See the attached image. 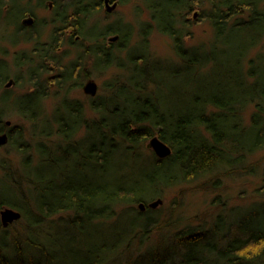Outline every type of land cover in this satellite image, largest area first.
<instances>
[{"label": "trees", "instance_id": "trees-1", "mask_svg": "<svg viewBox=\"0 0 264 264\" xmlns=\"http://www.w3.org/2000/svg\"><path fill=\"white\" fill-rule=\"evenodd\" d=\"M25 1L1 0L0 17L33 39V28L20 24L25 12H34L32 0ZM36 1L42 6L47 0ZM143 2L149 19L140 23L134 46L131 23L117 19L99 29L92 20L100 0H53L49 40L43 43L37 34L34 54L15 53L16 66H28L31 84L18 99L4 90L0 100L31 123L35 155L27 154L31 144L23 141L22 126L13 128L10 136L17 131L15 145L26 155L20 166L2 165L7 191H0V210L12 207L22 216L7 227L0 219V264H264V214L258 210L241 217L240 207L219 201L210 223L194 224L196 217L178 218L174 206H148L184 183L214 190L224 175L256 171L250 162L264 149V65L252 51L264 38V0ZM202 4L209 8L195 17ZM200 18L210 21L215 43L187 44L189 27ZM151 27L172 39L177 67L171 74L163 60L151 59ZM109 34H119L118 41L107 42ZM66 35L82 50L63 65L56 53ZM218 48L225 61L207 81L201 74L217 64L211 49ZM113 65L124 74L106 83L107 94H88L94 117L87 118L82 101L64 96L53 119L45 118L43 98L53 83L67 93L92 76L91 69ZM8 68L0 58V86ZM55 69L60 76L42 79ZM42 120L48 126L43 130ZM154 135L171 146L170 155L147 153Z\"/></svg>", "mask_w": 264, "mask_h": 264}, {"label": "rangeland", "instance_id": "rangeland-1", "mask_svg": "<svg viewBox=\"0 0 264 264\" xmlns=\"http://www.w3.org/2000/svg\"><path fill=\"white\" fill-rule=\"evenodd\" d=\"M27 1V0H26ZM25 3H28V1ZM53 0H47L42 6H36V1L32 0L30 3L31 8L34 12L27 11L25 12L24 16H28V14L33 15L37 22L38 30L40 31V36L43 41H47L50 38L51 31L54 27V23H52V18L54 17V9L55 7L49 6V2ZM144 0H129L128 2H119L117 4L116 9L111 13H106L104 7L101 9L96 10L94 17L92 20L98 22L99 29L104 26H100V24H109L114 22L117 19H122L124 22H129L132 24L134 28L133 38L130 41L129 45L134 46L136 45L139 35L138 30L140 23L143 21H147L149 19L148 10L145 8ZM1 2V0H0ZM24 4V3H23ZM203 6L196 7L194 12H198L200 14L202 11H206L209 8L208 4H202ZM23 5L18 6L21 8ZM19 8L13 9L15 14L18 12ZM5 10V9H4ZM194 12L192 11L190 17L193 18ZM23 16V17H24ZM197 15H195L196 17ZM191 34L187 36L186 42L190 45H195L199 43H207L217 40L216 36L213 32V27L209 20L205 18H200L198 21L196 20L192 23L189 27ZM72 28H68V34L72 33ZM149 52L151 53V59L157 60L161 59L165 64L169 66L166 67L164 70L166 73H172L174 68L177 67V57L173 50V42L170 36L159 32L155 27H151L149 30ZM243 34V33H240ZM22 35V34H20ZM244 35V34H243ZM17 37L15 41L13 38ZM19 34L18 31L15 29L13 24L6 25V17H0V58L6 60L9 65V72L10 76L7 78L6 81L2 83L0 86V95L6 89V84L10 78L17 79L16 76H20V81L14 86H11L10 93L12 94V99H18L23 93L29 89L28 81V66L18 67L15 63V53L21 54H33L34 50V40L28 38V33L23 34L18 38ZM114 34H109L106 36V41L111 42L109 39ZM241 37H243L241 35ZM68 41L67 38L64 39ZM220 41V39H218ZM221 46V45H220ZM254 49V48H253ZM82 48L75 47V45L69 44L65 42L63 44L62 49H60L56 54L57 58L61 61V64L66 65L71 61L76 60L79 52H81ZM221 49L213 50L211 52L216 57L217 64L214 62L212 69L209 71V74L204 72L201 74L202 77L207 78V81H212L215 79V74L219 75V62L225 61V56L220 52ZM257 54V55H256ZM252 55H256L257 58L259 56L258 63L261 67L264 65V38H262L259 43L257 44L256 48L252 51ZM262 58V59H260ZM37 62V60H36ZM88 63L92 62L91 58H88ZM92 68L91 64L89 66ZM59 70L55 69V71H44L41 77L42 79L50 76V75H58ZM213 72V73H212ZM92 76L86 78L85 80L82 78L81 86L72 88L69 92L65 93L64 89L59 88V86L54 83L49 88V94L43 98V113L47 120H52L53 113L56 106L59 105L60 100L64 96H68L70 99H77L82 101L83 104L86 106V116L87 118H91L95 116V112L90 109L89 100L92 99L85 90L84 86L89 82V80H93L98 85V90L96 96H104L107 94L106 83L112 79L114 76H119L124 74V72L116 67L110 66L104 71H99L97 69H91ZM161 76V75H160ZM162 77V76H161ZM167 78V77H166ZM171 78H167L166 82H171ZM177 81V80H176ZM179 85L182 83L177 81ZM68 84V83H66ZM168 93V91L165 89ZM1 99V96H0ZM89 99V100H88ZM178 99V98H175ZM178 101V100H177ZM12 103L8 104L5 107V102H1L0 100V110L5 109V113L3 114L4 121H10L11 127L22 126L23 141L29 142L32 141L31 133V123L23 118L22 115L18 114L15 108H13ZM252 107L248 108L245 112V122L248 123L250 121L249 116L251 114ZM44 120V119H43ZM43 120L39 123V127L43 130L47 125ZM52 122V121H51ZM53 124V123H52ZM48 128V126H47ZM12 138L9 142L3 146H0V191H7L6 189V181L4 178L5 172L2 165H8L13 163L15 166L21 165V159L23 153L20 151L16 145L14 140L17 139V131L12 132ZM85 133V128L81 129L78 133V136H82ZM39 137V136H38ZM57 136L53 135L52 138H56ZM34 140V139H33ZM35 140L33 143H30V150L27 151L28 153H33L35 155ZM149 139L147 140V143ZM50 143V142H49ZM147 145V144H146ZM147 153L151 152V149L146 148ZM5 161V162H4ZM253 162V163H252ZM253 167L256 169L254 172L252 171H241V172H234L231 175H224L222 176V182L220 184L219 189H208L206 187H198L196 183H189V184H182L179 186H175L170 190L166 191L165 196L163 198V203L160 206L165 207L166 211L169 207L174 206L176 216L178 218H188L193 219L194 224H200L202 222H211L215 214L218 212V202L225 201L227 202L228 206H237L240 207L238 216L243 217L248 211L255 209L258 210L260 213L264 214V149L257 150L251 156V162ZM183 190L184 192H182ZM181 192L182 197L180 195ZM178 193V194H177ZM180 198L176 203L172 202L174 198ZM217 201V202H216ZM159 206V207H160ZM216 212V213H215ZM238 232V230L236 231Z\"/></svg>", "mask_w": 264, "mask_h": 264}, {"label": "water", "instance_id": "water-1", "mask_svg": "<svg viewBox=\"0 0 264 264\" xmlns=\"http://www.w3.org/2000/svg\"><path fill=\"white\" fill-rule=\"evenodd\" d=\"M108 3V1H107ZM115 6V5H114ZM113 8L109 7V10ZM198 12L195 13L197 15ZM31 21V19H29ZM12 83V80L9 82V85ZM84 90L86 93H89L91 95L97 94L98 85L95 81L91 80L89 81L85 87ZM8 124H10V121H8ZM8 142V135L7 133H3L0 135V145H4ZM149 148H151L155 154L158 157H166L172 153V148L169 144H167L163 139L159 137V135H154L149 139V142L147 144ZM163 203L162 198H157L148 203V206L151 208H157ZM138 207L141 210H145L147 208L146 204L144 202H140L138 204ZM22 214L18 209L12 208V207H4L0 210V219L1 223L4 227H7L9 224L19 220L21 218Z\"/></svg>", "mask_w": 264, "mask_h": 264}, {"label": "flooded vegetation", "instance_id": "flooded-vegetation-1", "mask_svg": "<svg viewBox=\"0 0 264 264\" xmlns=\"http://www.w3.org/2000/svg\"><path fill=\"white\" fill-rule=\"evenodd\" d=\"M34 1V0H33ZM36 1V0H35ZM107 1H108V3H107ZM121 0H100V2L102 3V8L104 7V9H105V12L108 14V13H111V12H113L115 9H116V7H117V4L120 2ZM36 3H37V1H36ZM38 4H36V6H37ZM115 5V6H114ZM39 6V5H38ZM49 6H52V7H54V3H53V1H50L49 2ZM113 6V8L111 9V10H109V7H112ZM101 9V8H100ZM29 19H31V21H29ZM7 24H13L14 26H15V29H17L16 27V25H15V23H13V22H10V23H8L7 21H6V25ZM20 24H21V26L24 28V29H31V28H33V31L32 32H34L35 33V35H37V34H40V31L38 30V24H37V22H36V20H35V17H33V15H31V14H28V16L26 17V16H22L21 17V20H20ZM73 31V30H72ZM71 31V32H72ZM23 33V30L22 31H20V30H18V34H22ZM29 35V34H28ZM35 35L33 34L32 36L34 37L33 39H31V40H34L35 39V43H34V47H33V50L35 51V46H36V44H37V40H36V38H35ZM18 38H19V36H18ZM65 38H68L67 37V35L64 37V39ZM63 39V40H64ZM118 39H119V34H114V36H111L110 37V41L112 42V43H115V42H117L118 41ZM42 42L44 43L45 41H43L42 40ZM65 40L63 41V44H65ZM109 42V41H108ZM63 47V46H62ZM62 47H59V49H58V51L60 50V49H62ZM34 54V53H33ZM44 73V72H43ZM52 76L54 77H57V76H60V74H58V75H50V76H48V77H46V78H44V79H48V78H52ZM54 77V78H55ZM17 78V77H16ZM18 78H20V76L18 77ZM18 78L15 80L14 78H10L9 79V81L7 82V84H6V89L5 90H7V91H9L10 92V87L11 86H14L16 83H17V81H18ZM43 79V80H44ZM12 80V83L9 85V82ZM90 81V80H89ZM54 84V83H53ZM85 87V86H84ZM3 93V92H2ZM1 93V94H2ZM87 94H89V93H87ZM17 127V126H16ZM6 128L7 129H5V130H3V129H0V135L1 134H3V133H7V135H8V142H9V140L11 139V136H10V131L13 129V128H15V126L14 127H11V122H10V124H8V121L6 122ZM7 142V143H8ZM6 143V144H7ZM5 145V144H4ZM0 146H3V145H0Z\"/></svg>", "mask_w": 264, "mask_h": 264}]
</instances>
